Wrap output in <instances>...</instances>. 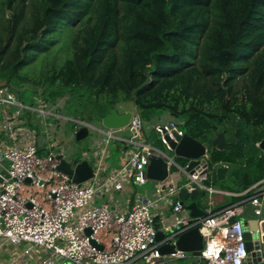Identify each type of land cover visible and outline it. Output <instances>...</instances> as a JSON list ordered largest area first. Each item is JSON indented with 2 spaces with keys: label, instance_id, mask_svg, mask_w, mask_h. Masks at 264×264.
I'll return each instance as SVG.
<instances>
[{
  "label": "trees",
  "instance_id": "trees-1",
  "mask_svg": "<svg viewBox=\"0 0 264 264\" xmlns=\"http://www.w3.org/2000/svg\"><path fill=\"white\" fill-rule=\"evenodd\" d=\"M61 51V64L27 77ZM24 84L46 101L67 94L82 121L127 100L202 143L223 133L210 165H255L253 183L264 178V0H0V85Z\"/></svg>",
  "mask_w": 264,
  "mask_h": 264
},
{
  "label": "built area",
  "instance_id": "built-area-1",
  "mask_svg": "<svg viewBox=\"0 0 264 264\" xmlns=\"http://www.w3.org/2000/svg\"><path fill=\"white\" fill-rule=\"evenodd\" d=\"M0 106L15 107L11 112H3L0 133L6 135L8 132L21 144L16 146L0 141V164H6L8 174V177L0 175V243L7 241L16 245L24 242V253L34 248L49 251L51 257L41 258V264H53V257L61 258L66 264H155L162 257L161 246L170 238L165 243L157 239L156 213L152 210L157 203L164 202L172 205L173 223L171 227H165L171 228L172 234L198 227L203 246L194 257L202 264H247L249 252L242 223L238 218L231 220L239 214L237 207L229 206L220 212L207 208L204 217L189 223L188 215L182 214L184 204L178 198L172 201L181 187L188 192L195 188L213 192L211 186L204 184L210 173L208 150L201 157L203 162L185 172L184 166L145 141L143 118L138 112H132L128 124L121 129L97 128L103 137L91 145L97 150L87 155L88 160L95 159L93 175L77 184L57 169L56 154L38 153L34 130L17 127L15 122L22 117V109H31V106L19 101L6 85H0ZM124 128L131 135L128 139L116 133ZM153 131L159 134L169 150L168 139L175 140L176 134L182 136L185 133L180 123L173 119L155 123ZM111 139L122 143V157L118 168L106 172ZM151 154L163 157L168 166L167 178L156 181L154 200L138 194L126 210L113 208L105 202L96 203L100 196L122 191L131 180L145 185L149 180L146 168ZM173 166L186 173L185 184L176 185L171 171ZM244 194L254 205H261L264 179ZM255 213L259 214V210L255 209ZM178 224L181 227H177ZM173 227L175 231H172ZM87 228L89 234L85 231ZM167 256L171 260L183 259L187 253L175 248ZM13 263L14 260L7 264ZM258 264H264V259L261 258Z\"/></svg>",
  "mask_w": 264,
  "mask_h": 264
},
{
  "label": "rangeland",
  "instance_id": "rangeland-1",
  "mask_svg": "<svg viewBox=\"0 0 264 264\" xmlns=\"http://www.w3.org/2000/svg\"><path fill=\"white\" fill-rule=\"evenodd\" d=\"M65 51H61L57 56L52 58L51 56L41 57L40 59H35L33 63H29L25 68L27 69L26 75L28 78L34 79L37 76L35 71H40L41 68L46 66V63L59 64L62 63L63 60L60 58V54H65ZM60 60V61H59ZM54 62V63H53ZM35 70V71H34ZM27 83V82H25ZM26 87L20 86L21 89L17 90V87H14L15 95L18 99L23 101L24 104L30 105L31 109H22V114H27L29 116L28 128L34 130L35 137H36V144L38 153L41 155H47L49 152L54 154L63 152L64 158L67 160H76L80 161L82 157V152L87 150L90 153H93L97 150V148H91L90 146L94 144L95 141L102 139L103 135L97 131L95 128H101L100 121L96 118L87 122L85 120L79 119H87V116H83L81 110L75 112V106L72 103H66L67 94L57 97L54 100H42L41 96L39 95V91L36 90L37 87L32 86L30 84ZM41 97V98H40ZM84 105H82L83 107ZM2 107V106H1ZM13 107V106H11ZM119 111H131V112H138L131 101H120L115 105ZM15 109V107H14ZM36 109V111H34ZM36 112L38 115H36ZM25 115V116H27ZM169 118V115L162 114L156 115L151 118L150 121H144L143 123V133L145 137V141L148 144H151L158 150L162 151L168 157H170L175 163L180 166H184L187 162L186 159L182 157L176 156L172 150H169L164 143H162L159 134H156L153 131V125L158 122H165ZM78 121V122H77ZM79 122L82 124L89 125V133L88 135L81 139H75V130L77 126H79ZM118 136H121L125 139L130 138V133L127 129H123L119 132H116ZM117 140H110L109 149L110 152L112 151V155L116 156L117 159L122 157L121 154V147L122 143ZM258 149L255 150L254 156L261 157L262 149L257 147ZM111 156V155H110ZM91 161L94 162L95 159L91 158ZM210 173H209V180L211 181V186H219L221 188L227 190H238L243 188V177L246 175L248 178L253 182L257 177V166L251 165L249 167L242 166V165H234L230 166L227 170V174L225 179L221 181H217L213 178V170L212 166L209 163ZM172 176L176 180V185L180 186L183 182L181 179L177 180V175L181 173V171L177 167H172ZM215 175V174H214ZM156 185V181L148 180L145 185H140L136 182L131 181L129 183V188L132 189V193L130 194L131 197L135 196V193H143L145 189L150 190V192L154 191ZM202 191V190H201ZM203 192V191H202ZM114 198L117 197V194L113 195ZM100 203V200H98ZM189 198L185 200L188 202ZM165 206L169 207L167 203H164ZM191 256L190 253H187L186 258L179 260L180 263H186V261ZM196 262L194 264H202L201 261L196 257L194 258ZM175 260V259H174Z\"/></svg>",
  "mask_w": 264,
  "mask_h": 264
},
{
  "label": "water",
  "instance_id": "water-1",
  "mask_svg": "<svg viewBox=\"0 0 264 264\" xmlns=\"http://www.w3.org/2000/svg\"><path fill=\"white\" fill-rule=\"evenodd\" d=\"M226 51H221L218 55L219 61H223V55ZM131 111H119L117 108H110L108 113L103 116L100 120L101 127L109 129H121L125 127L130 119ZM78 122V121H77ZM89 125L82 124L79 122L75 130V139L81 140L88 135ZM175 140L168 139V144L173 153L187 160L184 170L185 172H190L196 168L201 162L204 161L201 157L204 156L206 151L210 147H217L218 149H223L227 146L223 133H218L214 136L211 143H202L197 139H194L188 133H184L182 136L175 135ZM258 147L264 151V137L258 143ZM56 159L59 160L57 169L65 174H68L73 182L80 184L93 175V169L86 159L80 161L67 160L61 153L56 154ZM228 166L216 164L214 172L217 181L225 179L227 174ZM0 175L2 177H8L5 167L0 164ZM146 176L150 180L163 181L168 176V166L163 157L156 154H151L149 156V164L146 168ZM0 177V182L2 181ZM204 184L210 186L211 181L207 179ZM192 194H198L199 189H193ZM188 195V190L185 187H181L178 193L174 194L173 197L180 199L184 203L185 198ZM232 206L237 207L240 211L236 216L231 217V220L238 218L244 229L245 246L249 255L246 259L247 264H258L264 253V201L261 205H254L251 201H238L232 204ZM185 209L189 211L188 222L204 217L205 211L199 208L195 201H192L185 205ZM255 209L259 210V214L255 213ZM177 227H181L178 224ZM86 233H90V229L87 228ZM175 231V227L172 228ZM162 233H157V239L162 237ZM172 240H175L172 243ZM92 243L94 241L91 240ZM203 246V237L199 233L198 227L195 226L181 233H173L169 242L162 245L160 248L161 259L155 264H169L168 253L176 249L190 253L193 256H198L199 250Z\"/></svg>",
  "mask_w": 264,
  "mask_h": 264
},
{
  "label": "crops",
  "instance_id": "crops-1",
  "mask_svg": "<svg viewBox=\"0 0 264 264\" xmlns=\"http://www.w3.org/2000/svg\"><path fill=\"white\" fill-rule=\"evenodd\" d=\"M18 100L21 101L20 99H18ZM13 110H14V107L3 108L0 106V123L2 121L3 112L4 111L11 112ZM126 111H128V110H126ZM21 115H22V117L19 118L17 120V122H15V123L17 124V127H19V128L21 127L22 129H26V128H28L29 116L27 114H25V115H27V116H25L24 112H23V114L21 113ZM36 115H38L37 112H36ZM27 118H28V120H27ZM95 129H97V128H95ZM119 137H121V136H119ZM121 138H123V137H121ZM20 140H21V142H23L21 137H20ZM100 140H97V141H100ZM0 141H6L7 143H10V144H13L16 146L21 145L19 143V139H16V137H11L8 132L6 133V135H4L2 132L0 133ZM258 143L256 144L257 147H258ZM36 146H37V144H36ZM59 153L63 154L62 151ZM111 153H112V151L109 153L108 157L106 158V161H107L106 172H110L113 169L119 167L120 159H117L116 156L112 155ZM262 153H263V150H262ZM56 154H58V153H56ZM88 154H90L89 151H87V150L83 151L81 160L82 159L88 160L87 159ZM88 162L90 163L91 167H93V163H92L91 159H89ZM2 165H3V167L6 166L5 163H3ZM221 165H226V164H221ZM215 166L216 165H212L213 170L211 171V173L214 172ZM214 174H215V172H214ZM214 174H213V178L216 179V175H214ZM186 177H187L186 173L184 171H181V173L179 175H177V180L179 181V179H181L183 182L181 185H183L186 182ZM208 179H209V175H208ZM262 179H264V178H262ZM262 179H260V180H262ZM260 180H258V181H260ZM131 181H133V180H131ZM258 181L254 182V183L252 182V184H250L246 189L242 188V189H238L235 191L234 190H227V189L221 188L219 186L214 187V186L210 185L213 189L212 193H208L207 191L202 190V189H199L198 194H192L191 192H188V195L185 198V200L187 198H189V201L185 202V200H184V203H183L184 204V211H182V214L188 215L189 211L185 209V205H187L188 203H190L192 201H195L197 206L199 208L203 209L204 211L207 208H210L214 212H220V211L226 209L227 207L232 206V204L235 203V202L232 203L233 198H235V197H241V199L239 201L247 200L248 195L244 194V192L247 191L249 188H251ZM129 183L127 184L126 188H123L122 191H115V192L107 194L106 196H100L99 198L96 199V202H99L98 200H100V203L105 202L113 208H117L119 210H121V209L126 210L128 208V206L131 204V202L133 201L134 197L138 194H144V195H146L147 198H149L151 200L155 199L154 191L150 192V190H148V189L147 190L145 189V191L143 193H135L134 194L135 196L131 197L130 194L132 193V189L129 188ZM115 194H117L116 198L113 197V195H115ZM193 196H195V197H193ZM176 198L177 197H172V201H174ZM100 203H98V204H100ZM167 204L169 207L165 206L164 202L163 203L159 202L152 208L153 212L156 213V222H157L156 226H157L158 232L162 233V235H163L158 240L164 241V243L166 242V239L172 235L171 228L166 229L165 227H167V226L171 227V225L173 223L172 205L169 203H167ZM0 242H2V241H0ZM25 248H26V244L24 242L16 244V245H14L10 242H7V241L0 243V264H7L8 262H10L12 260H14L13 264H41L40 263L41 258L51 257L50 256L51 253L47 250H44L41 248H34L29 253H24ZM189 258H191V259H188L186 261V263H180L179 260H181V259H175V260H170L169 264H194L196 262V260L194 259L196 257H194L193 255H191ZM262 258L264 259V253L262 255ZM52 259L54 261L53 264H66L59 257H53Z\"/></svg>",
  "mask_w": 264,
  "mask_h": 264
}]
</instances>
